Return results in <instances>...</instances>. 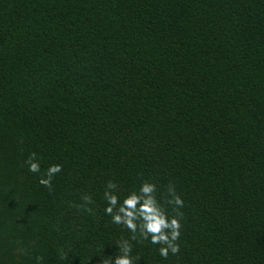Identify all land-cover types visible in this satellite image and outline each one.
Returning <instances> with one entry per match:
<instances>
[{"label":"trees","instance_id":"1","mask_svg":"<svg viewBox=\"0 0 264 264\" xmlns=\"http://www.w3.org/2000/svg\"><path fill=\"white\" fill-rule=\"evenodd\" d=\"M145 180L184 201L167 258L104 213L109 181ZM123 241L134 264H264V0H0V264Z\"/></svg>","mask_w":264,"mask_h":264},{"label":"clouds","instance_id":"2","mask_svg":"<svg viewBox=\"0 0 264 264\" xmlns=\"http://www.w3.org/2000/svg\"><path fill=\"white\" fill-rule=\"evenodd\" d=\"M28 171L33 173L40 172V164L31 155L26 161ZM61 171L60 164H50L44 174L39 176L38 183L51 187L52 178ZM116 185L109 181L104 191V200L106 201L104 213L111 217V222L123 225L129 232L135 234L138 232L140 237L149 240L151 244H158L159 255L167 258L169 253L175 255L179 252L177 243L180 236V216L179 209L183 208L184 201L175 192L173 186L167 188V204L172 205L175 214L170 215L157 198L156 184L150 181H142L138 188L129 191L121 199L116 191ZM87 203H91L90 197H84ZM119 254L110 256L105 264H134L130 255L131 245L128 241H123L117 245Z\"/></svg>","mask_w":264,"mask_h":264}]
</instances>
